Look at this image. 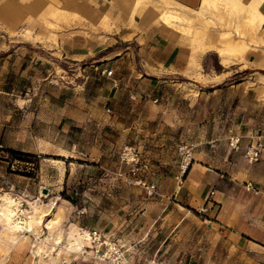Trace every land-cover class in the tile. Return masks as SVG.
Listing matches in <instances>:
<instances>
[{"label":"crops","instance_id":"1","mask_svg":"<svg viewBox=\"0 0 264 264\" xmlns=\"http://www.w3.org/2000/svg\"><path fill=\"white\" fill-rule=\"evenodd\" d=\"M166 10L180 14L184 22L161 25L159 15ZM224 33H231L239 47L229 51ZM212 55L217 63L205 71ZM60 56L73 62L93 60L112 71L109 77L95 73L94 101L84 92L87 81L50 86L49 91H62L49 106L62 130L70 132L67 140L77 136L70 125L82 128L89 121L115 125V134L119 125L127 134L136 132L145 119L159 127L143 134L152 139L145 154L159 191V198L142 203L138 213L148 220L144 237L168 216L181 225L184 195L198 210L213 191L207 214L210 249L230 253L223 264H236L233 255L241 252L242 264H261L264 149L255 163L244 152L257 139L264 142V0H0V76L34 75L40 82L39 60L49 63V57ZM50 64L48 71L62 77L64 69ZM242 73L246 76L233 79ZM168 113L182 126L190 125L195 146L206 145L196 155L207 160H197L184 176L176 169L167 175L166 163L149 157L166 151L157 136ZM230 139H240L242 151L229 148ZM58 150L50 154L71 158L64 155L70 153L67 146ZM171 205L174 213L166 215ZM174 235L181 237L182 230Z\"/></svg>","mask_w":264,"mask_h":264},{"label":"rangeland","instance_id":"2","mask_svg":"<svg viewBox=\"0 0 264 264\" xmlns=\"http://www.w3.org/2000/svg\"><path fill=\"white\" fill-rule=\"evenodd\" d=\"M104 22L108 25L110 18L107 16ZM227 34L232 37L231 33ZM42 44L48 46L44 41ZM28 49L38 51V48ZM48 62L39 60L42 63L40 82L33 79L34 75L32 78L14 74L0 76V210L7 205L1 198H12L15 201L12 208L25 226V230L15 235L18 238L24 236L16 245L12 242L14 235L0 226V264H105L91 257L88 241L82 240L85 247L80 250L69 248L76 242L75 234L79 228L95 229L109 241H119L129 264H223L228 260L230 253L227 251L210 249L213 236L208 231L207 214L210 213L209 203H213V191L198 210L191 208L189 198L184 195L180 200L184 207L181 225H175L174 218L168 216L144 237L148 233V220L138 213L143 208L142 203L159 198V191L145 154V146L152 139L143 134L157 131V123L145 119L143 124L136 126V132L129 134L119 125L115 134V125L100 126L89 121L82 128L70 125L77 138L67 140L70 132L67 127L62 130L63 123L52 115L49 106L62 91H49L50 86L60 87L63 83L74 87L79 81H87L84 92L94 101L93 78L95 73L104 75L100 72L104 68L93 60L73 62L62 57L58 60L49 57ZM50 63L64 69L62 77L48 71ZM216 63V56H210L204 70ZM245 76L237 74L233 79ZM198 79L203 77L198 76ZM181 80L188 82L185 78ZM43 83L47 85L44 92ZM165 119L157 143H165L166 151L163 156L154 152L149 157L153 161L160 157L169 167L167 175L176 169L184 176L197 160H207L206 155H196L197 150L203 152L201 147L206 145L195 146L197 141L192 139L194 134L190 133V125L182 126L172 114ZM258 141L264 146V142L257 139L245 148L244 156L249 163L255 162L249 161L246 151ZM63 145L70 148V153L64 155L71 158L50 154L59 152L58 148ZM229 148L242 151L241 140L230 139ZM129 149H134L135 157L128 153ZM12 151L24 155L18 158ZM152 185L154 192L149 193ZM188 211L191 219L187 216ZM169 212L174 213L173 205L166 210V215ZM157 213L155 211L153 215ZM176 226L177 231H174ZM180 230L181 237H175V232ZM233 256V262L242 264V252ZM261 264H264V258Z\"/></svg>","mask_w":264,"mask_h":264},{"label":"bare ground","instance_id":"3","mask_svg":"<svg viewBox=\"0 0 264 264\" xmlns=\"http://www.w3.org/2000/svg\"><path fill=\"white\" fill-rule=\"evenodd\" d=\"M208 1V0H207ZM204 7V6H203ZM207 8V7H206ZM201 11V10H200ZM199 14V13H197ZM203 14V13H202ZM183 17V16H182ZM182 17L180 16V14L175 13L172 10H166L163 11L160 15H159V21L161 23V25H174L176 21L178 20H183ZM186 19V18H185ZM192 19V18H190ZM180 22V21H179ZM184 22V20H183ZM198 35H204L203 31H198ZM203 37V36H202ZM222 38L225 39L227 42V47L229 48V51H232L234 49H236L237 47H239V45L234 42V40L228 36L227 33L222 34ZM242 49H244V45H242ZM221 54L226 53L223 49H220ZM188 166H186L187 169ZM3 200V202L5 201L7 203L6 206L2 207L0 210V226H3V229H6L8 232L12 233V235H14L12 237V242L13 245H16L19 241L20 238L24 237L23 235H20L19 238L16 237L15 235L18 234L19 232H22L23 230H25V226L23 225L24 222L19 219V214L15 211V209H13L12 207H15V201L12 198L9 197H2L1 198ZM38 204V203H37ZM1 205V204H0ZM17 205V204H16ZM56 206V205H55ZM53 208V207H52ZM37 211V210H36ZM36 215V214H35ZM43 215V214H42ZM41 216V215H40ZM41 219V217L39 218V220ZM4 221V222H3ZM41 221V220H40ZM3 222V224H2ZM30 222V221H29ZM42 222V221H41ZM58 222V221H56ZM40 223V222H39ZM56 224V223H55ZM31 224H29V229L28 231L30 232L31 229ZM2 232V231H1ZM74 233V231H73ZM6 234V233H5ZM72 235V233H71ZM77 236V238H75L76 242L74 244H70L71 246L69 248H76V249H82L85 247V244L82 240L87 241L88 239V234L85 230L83 229H78L77 233L75 234ZM74 235V236H75ZM5 236V235H4ZM3 236V237H4ZM73 236V235H72ZM61 238V237H60ZM71 238V237H70ZM74 238V237H73ZM57 240V239H56ZM74 240V241H75ZM81 240V241H80ZM60 241V240H59ZM80 241V242H79ZM11 242V241H10ZM69 244V243H68ZM87 248V247H86ZM68 249V247H67ZM38 252V251H37ZM76 252V251H75ZM42 253V252H41ZM36 254V253H35ZM54 261V260H53ZM53 263V262H52Z\"/></svg>","mask_w":264,"mask_h":264},{"label":"built area","instance_id":"4","mask_svg":"<svg viewBox=\"0 0 264 264\" xmlns=\"http://www.w3.org/2000/svg\"><path fill=\"white\" fill-rule=\"evenodd\" d=\"M96 70H99V67H97ZM100 72L104 75L106 74L107 76L112 75L111 70L100 69ZM263 149L264 146L260 141H258L254 146L248 148L246 151V156L249 161L257 162L262 155ZM128 153L135 157L134 149H129ZM154 189V185L149 187V193H153ZM86 232L88 234L87 241L89 242L88 249L90 250L91 257L96 262L100 261L105 264H129L126 251L119 241H109L105 236L95 229H89Z\"/></svg>","mask_w":264,"mask_h":264},{"label":"trees","instance_id":"5","mask_svg":"<svg viewBox=\"0 0 264 264\" xmlns=\"http://www.w3.org/2000/svg\"><path fill=\"white\" fill-rule=\"evenodd\" d=\"M216 69H219V68H217V66H216ZM12 154H14L15 156H17L18 158H21V157H23V153H20V152H17V151H12Z\"/></svg>","mask_w":264,"mask_h":264}]
</instances>
